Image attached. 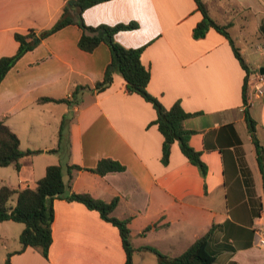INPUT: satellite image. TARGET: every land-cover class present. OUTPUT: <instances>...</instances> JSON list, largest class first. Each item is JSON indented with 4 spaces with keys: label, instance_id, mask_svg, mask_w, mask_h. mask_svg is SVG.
I'll return each instance as SVG.
<instances>
[{
    "label": "crops",
    "instance_id": "0c3cea01",
    "mask_svg": "<svg viewBox=\"0 0 264 264\" xmlns=\"http://www.w3.org/2000/svg\"><path fill=\"white\" fill-rule=\"evenodd\" d=\"M205 2L212 18L228 27L252 71L249 113L264 147V95L257 91L264 66V0H228L224 7L220 0ZM65 4L0 0V58L17 52L16 32L50 28ZM83 17L88 25L139 23L115 38L125 47L146 46L142 61L151 69L150 93L167 108L179 101L185 111L198 113L184 125L195 131L190 144L201 152L207 176L183 154L178 141L168 164L163 163L164 136L152 123L157 112L127 90L120 74L107 88H95L104 78L111 50L105 43L93 52L82 50V30L71 24L23 55L0 84V120L18 134L23 150H41L25 155L20 169L5 166L16 172L13 180L0 169V186L35 187L53 164L63 166L68 181V165L93 168L110 157L125 170L104 176L76 170L72 190L106 201L119 197L112 214L129 218L131 233L139 224L136 251L151 245L177 256L212 229L213 264H264V248L255 234V228L264 227V180L246 121V71L228 38L214 28L194 38L193 29L202 19L195 0H108L86 9ZM77 87L84 88L74 95ZM42 97L66 98L72 104L40 101ZM11 202L15 204L16 195ZM149 225L153 227L145 231ZM52 232L48 257L28 247L12 255V264L126 263L119 228L82 202L56 199ZM151 233L160 234L163 248L146 242ZM3 238L5 255L22 246L9 249L13 236Z\"/></svg>",
    "mask_w": 264,
    "mask_h": 264
},
{
    "label": "trees",
    "instance_id": "16d2710c",
    "mask_svg": "<svg viewBox=\"0 0 264 264\" xmlns=\"http://www.w3.org/2000/svg\"><path fill=\"white\" fill-rule=\"evenodd\" d=\"M105 1L108 0H66L60 17L50 28L41 31L29 29L26 33L16 32L15 38L19 42L17 52L14 55L0 58V84L23 55L35 49L51 34L68 25L77 24L82 30L78 41V45L82 50L93 52L102 43L107 44L111 50L112 59L105 69L104 78L95 84V88L99 90L107 88L112 84L115 74H120L126 82L127 90L130 93L141 95L153 105L157 112V117L152 123L158 125L159 130L164 136L163 163L168 164L172 145L178 141L183 154L191 163L199 168L201 175L205 178L208 166L201 158V152L197 151L190 144L191 136L195 131L186 128L184 125V121L187 118L198 113L185 111L179 101L175 102L172 107L167 108L159 98L150 93L148 84L151 79V69L142 61V54L146 46L136 48L125 47L115 38L116 34L120 31L139 28V23L130 21L117 24L102 23L99 25H88L85 22L83 17L85 10ZM195 3L197 10L202 14V19L193 29L194 38H203L211 28L216 29L228 38L235 56L246 71L243 83V102L245 105L246 121L253 137L259 167L264 180V147L256 134V121L249 113L248 89L252 71L240 48L236 46L235 41L231 37L228 27L218 24L212 18L205 0H195ZM80 88L84 87H77L73 94L76 95ZM39 100L72 104L66 98L42 97ZM65 120L66 118H63L61 129L64 126ZM38 152H41V150H23L18 134L11 129L5 120H0V166L14 165L17 169H20L21 159L25 155ZM125 168V165L110 157L102 158L93 168H83L75 164L68 165L69 179L66 181L63 166L61 164H53L47 167L45 175L37 181L35 187L12 188L8 185L0 186V222L13 220L24 224V229L19 236L22 246L19 250L8 254L5 264H12V255L14 253H21L28 247H33L43 256L48 257L49 249L53 242L52 224L54 221V201L56 199L82 202L88 208L99 211L103 219L117 226L127 254L125 264H134L133 257L136 248L131 241L130 219H120L112 214L119 204V197L106 201L94 197L89 192L73 191L71 186V180L76 170L85 169L104 176L110 172L124 171ZM15 195L16 202L12 204L11 201ZM152 227L153 225L147 226L145 231H148ZM211 234L212 229L177 256L166 255L151 245L143 246L141 250H149L157 254L161 264H213L217 260V255L210 248L209 238Z\"/></svg>",
    "mask_w": 264,
    "mask_h": 264
},
{
    "label": "rangeland",
    "instance_id": "374dc122",
    "mask_svg": "<svg viewBox=\"0 0 264 264\" xmlns=\"http://www.w3.org/2000/svg\"><path fill=\"white\" fill-rule=\"evenodd\" d=\"M220 1L222 2L219 5L224 7L228 0H220ZM0 169L6 170L5 175L7 176V178L9 176V179L13 180L16 172L13 170L11 166L9 168H6L5 166H3ZM23 227H24L23 223L16 222L13 220H6V221L0 222V264H5V261L8 256L3 253V250H4L2 247V244H3L2 240L4 239L3 237L6 236V234H9V236L10 235L13 236L14 239H10V241L7 243V246L9 249L18 248L21 245L19 241V236H20L19 234H20V230ZM138 228H139L138 223L132 226V230H133V233L131 235L132 244H134L133 242L137 243L140 240V238L137 237L135 234L138 231ZM145 240L146 242H149V241L154 242L156 246H159V248L160 247L163 248L164 246L163 242L161 241L160 234L151 233L149 234L148 238ZM133 260L135 264H161L159 261L158 255L149 250H143L142 252L135 251Z\"/></svg>",
    "mask_w": 264,
    "mask_h": 264
},
{
    "label": "built area",
    "instance_id": "2783aa9c",
    "mask_svg": "<svg viewBox=\"0 0 264 264\" xmlns=\"http://www.w3.org/2000/svg\"><path fill=\"white\" fill-rule=\"evenodd\" d=\"M260 84L257 86L259 95H264V73L260 72ZM256 243L258 246L264 248V227L255 228Z\"/></svg>",
    "mask_w": 264,
    "mask_h": 264
},
{
    "label": "water",
    "instance_id": "95a60500",
    "mask_svg": "<svg viewBox=\"0 0 264 264\" xmlns=\"http://www.w3.org/2000/svg\"><path fill=\"white\" fill-rule=\"evenodd\" d=\"M260 72L264 73V66L260 68Z\"/></svg>",
    "mask_w": 264,
    "mask_h": 264
}]
</instances>
